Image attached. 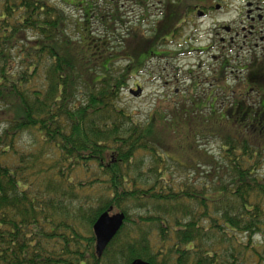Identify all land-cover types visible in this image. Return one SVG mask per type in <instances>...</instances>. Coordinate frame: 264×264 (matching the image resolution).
I'll use <instances>...</instances> for the list:
<instances>
[{
    "label": "trees",
    "instance_id": "trees-1",
    "mask_svg": "<svg viewBox=\"0 0 264 264\" xmlns=\"http://www.w3.org/2000/svg\"><path fill=\"white\" fill-rule=\"evenodd\" d=\"M174 1L117 51L115 22L98 19L100 38L47 0H0V264H264V61L221 108L213 89L169 119L119 105L195 8ZM230 60L211 75L222 87ZM110 208L125 218L98 256L92 225Z\"/></svg>",
    "mask_w": 264,
    "mask_h": 264
},
{
    "label": "rangeland",
    "instance_id": "rangeland-1",
    "mask_svg": "<svg viewBox=\"0 0 264 264\" xmlns=\"http://www.w3.org/2000/svg\"><path fill=\"white\" fill-rule=\"evenodd\" d=\"M76 1V0H74ZM73 1V2H74ZM166 0H147L145 8L141 6L132 7L129 13L124 14V22L114 27V36L106 35L105 26L102 22L91 20L88 28L98 37H104L110 47H116L117 51L126 49L133 45L129 41L128 31H140L142 34L150 33V28L153 27L165 13ZM174 3V0H171ZM183 0L182 4L192 3L198 10L207 12V17L200 18L197 16V10L187 13L181 28H177V36L172 38L168 43L159 47V55H153L146 59L144 66L140 72L136 73L133 78L129 80L128 86L122 91L119 105L132 112L141 121L156 115L159 110L166 114L169 119L172 114L189 106V101L184 102L183 96L200 97L206 95L210 89H213L212 95L218 97L216 106L221 108L225 102L232 101L236 93L232 88H240L243 79L247 74L245 66L250 60L257 58L261 51V42L259 36L264 34V28H260L259 33H249L250 24L253 21L246 20L245 0H225V5L219 10L214 9L219 0H207V7L203 9L202 4L198 0ZM243 1V2H242ZM247 1V0H246ZM49 4H53L63 10L71 20H78L81 18V13L75 10L74 6L64 3L62 0H47ZM69 2V1H67ZM97 2H100L97 0ZM202 2V0H200ZM181 4V3H179ZM178 4V5H179ZM100 4H97V9ZM133 10L137 13L133 16ZM87 20V19H85ZM122 20V21H123ZM230 26L231 33H226L223 26ZM245 26V29L242 27ZM256 31V26H255ZM253 29V30H254ZM72 36L77 34L74 29L70 30ZM120 35V37H119ZM232 35L235 40L229 42L228 38ZM220 38H226L224 43ZM256 45V46H255ZM155 50V48H152ZM178 55L170 54L169 57H164L161 52L178 50ZM203 50V51H202ZM224 56L231 58L229 67L225 68V86L222 87L220 81L212 79L211 75L216 74L220 65L221 59ZM142 59V58H141ZM115 63L120 66L126 63L124 59H118ZM136 85L142 88L140 96H133L130 90L136 89ZM234 96V97H235ZM158 108V110H156ZM170 144H173L172 139H168ZM165 142V141H164ZM166 143V142H165ZM212 143V141H210ZM199 146L198 142H191L187 148L192 146ZM210 149L217 152L218 143L213 142L209 144ZM171 149H174L171 147ZM264 177V160L259 172ZM93 195L91 200H96L99 190L94 188L90 191ZM86 200L87 198H82ZM90 200V203H91ZM111 213H114L112 211ZM236 234V233H235ZM239 238L244 239L242 234H236ZM252 242L258 244L257 249L262 250V243H264V235L255 236Z\"/></svg>",
    "mask_w": 264,
    "mask_h": 264
},
{
    "label": "flooded vegetation",
    "instance_id": "flooded-vegetation-1",
    "mask_svg": "<svg viewBox=\"0 0 264 264\" xmlns=\"http://www.w3.org/2000/svg\"><path fill=\"white\" fill-rule=\"evenodd\" d=\"M64 3H68L70 6H74L75 10L79 11L83 18L94 17L95 19L100 20H109L115 22V27L119 28V25L122 24V20L124 19V14L129 13L132 7L140 6L141 3H146L147 0H99L100 2H95L94 0H62ZM69 1V2H67ZM74 1V2H73ZM97 1V0H96ZM207 0H202L206 4ZM216 1V0H215ZM202 2H200L202 4ZM243 2V1H242ZM245 15L246 20H250L255 22L254 24H250L249 33L257 34L260 31V28H264V0H245ZM100 4L99 9H95L94 5ZM225 5V0H219V3H216L214 9L219 10L222 6ZM203 8V7H202ZM198 8L196 7L195 10ZM93 14V15H92ZM137 13L133 10V16L135 17ZM207 12L200 9V18L207 17ZM256 26V31H255ZM245 29V26H242ZM226 33H231L232 28L228 25L223 26ZM254 29V30H253ZM264 31V30H263ZM224 43L226 38H220ZM235 40V38L230 35L228 41L231 43ZM259 40L261 42V51L257 57L259 59H264V34L259 36ZM256 46V45H255Z\"/></svg>",
    "mask_w": 264,
    "mask_h": 264
},
{
    "label": "water",
    "instance_id": "water-1",
    "mask_svg": "<svg viewBox=\"0 0 264 264\" xmlns=\"http://www.w3.org/2000/svg\"><path fill=\"white\" fill-rule=\"evenodd\" d=\"M200 15V13H199ZM130 93L133 96H138L142 93V89L138 86L135 90L131 89ZM112 209L102 212L92 225L93 234L95 237V251L98 256L102 255V252L116 235L121 228L125 215L123 212L118 211L110 213ZM131 264H150L142 259H135Z\"/></svg>",
    "mask_w": 264,
    "mask_h": 264
}]
</instances>
